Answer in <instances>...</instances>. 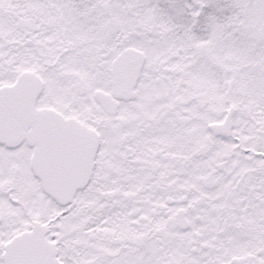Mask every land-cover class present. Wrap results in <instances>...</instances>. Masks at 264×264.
I'll use <instances>...</instances> for the list:
<instances>
[{
    "label": "snow or ice",
    "instance_id": "1",
    "mask_svg": "<svg viewBox=\"0 0 264 264\" xmlns=\"http://www.w3.org/2000/svg\"><path fill=\"white\" fill-rule=\"evenodd\" d=\"M0 264H264V0H0Z\"/></svg>",
    "mask_w": 264,
    "mask_h": 264
}]
</instances>
